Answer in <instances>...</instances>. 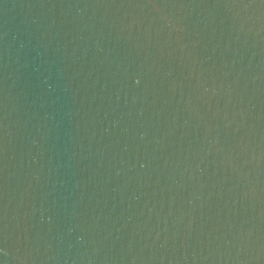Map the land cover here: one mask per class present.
Listing matches in <instances>:
<instances>
[{
  "label": "water",
  "instance_id": "obj_1",
  "mask_svg": "<svg viewBox=\"0 0 264 264\" xmlns=\"http://www.w3.org/2000/svg\"><path fill=\"white\" fill-rule=\"evenodd\" d=\"M0 264H264V0H0Z\"/></svg>",
  "mask_w": 264,
  "mask_h": 264
}]
</instances>
